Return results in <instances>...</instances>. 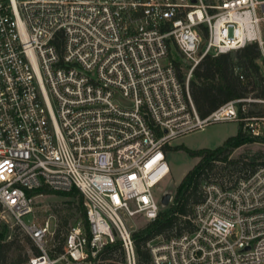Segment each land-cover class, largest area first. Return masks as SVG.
I'll list each match as a JSON object with an SVG mask.
<instances>
[{"label":"built area","instance_id":"1","mask_svg":"<svg viewBox=\"0 0 264 264\" xmlns=\"http://www.w3.org/2000/svg\"><path fill=\"white\" fill-rule=\"evenodd\" d=\"M248 45L264 69V0H0V210L38 250L21 264H103L115 243L139 264L128 221L158 218L166 147L219 123L264 138L256 91L203 119L189 92L204 57ZM39 190L82 197L86 225L59 250L49 220L23 222ZM200 192L188 227L146 244L148 264H264V166L214 162Z\"/></svg>","mask_w":264,"mask_h":264},{"label":"trees","instance_id":"2","mask_svg":"<svg viewBox=\"0 0 264 264\" xmlns=\"http://www.w3.org/2000/svg\"><path fill=\"white\" fill-rule=\"evenodd\" d=\"M231 54L237 55L238 63L232 62ZM170 60L178 73L180 81L184 82L181 73L182 60L174 44L170 46ZM235 69H238L245 75L244 82L239 81L238 74L234 72ZM263 82L264 69L259 62L258 49L256 45H248L243 49L228 54L218 56L208 55L204 57L191 74L189 92L197 115L203 119L226 102L243 97L248 93L256 91V96L264 98ZM256 142L264 144V138H252L243 133L239 127L236 135L228 138L221 146L215 149L199 151L184 150L192 158H196L199 161L185 175L177 187L170 207L165 212H160L155 221L146 223L144 228L132 233L139 264H148L149 262L150 256L146 244L150 240L158 236L167 237L173 229L179 230L188 227L189 223L186 217L190 214L192 206L201 201L200 183L207 172L213 168L214 162H227L229 165L242 163L243 166L255 168L246 162L228 160V156L235 149ZM42 192L48 194L54 193L39 190L31 194L36 195ZM59 194L78 197L81 215L79 220L86 225L85 208L78 191L72 190L69 193ZM27 238L37 255L38 250L28 236ZM1 239H3V236H1ZM1 241L0 264H21L28 260L21 258L19 250L11 252V242L2 243ZM62 241L63 238L60 242V247ZM100 259L103 261V264H125L120 243L108 246L100 254Z\"/></svg>","mask_w":264,"mask_h":264},{"label":"rangeland","instance_id":"3","mask_svg":"<svg viewBox=\"0 0 264 264\" xmlns=\"http://www.w3.org/2000/svg\"><path fill=\"white\" fill-rule=\"evenodd\" d=\"M231 59L233 63H238L239 61L236 54H231ZM181 62V73L183 81H185L188 78L187 72L189 67L188 63L184 60ZM116 103L128 106V103L121 98H116ZM238 128V124L232 122L208 125L203 130L174 140L166 147V159L170 174L160 182L154 192L155 197L159 200L164 194H170L171 200L166 207L161 206V212H165L170 207L177 187L185 175L199 161L196 158H192L184 150L199 151L215 149L221 146L225 140L236 135ZM228 160L246 162L252 167L264 166V144L256 142L235 149L228 156ZM80 217L78 197H69L59 193H43L42 197L36 198L35 212L23 218V222L29 224L34 218L40 223L49 220V228L53 235L48 238V245L50 248L59 250L63 236L75 222L79 221ZM128 226L131 232L134 233L144 228L146 223L139 218H135L128 221ZM1 236H3V239H1ZM0 241L2 243L11 242V252L19 250L23 259L27 260L36 255L26 234L18 228L15 221L8 214H3L1 210Z\"/></svg>","mask_w":264,"mask_h":264},{"label":"water","instance_id":"4","mask_svg":"<svg viewBox=\"0 0 264 264\" xmlns=\"http://www.w3.org/2000/svg\"><path fill=\"white\" fill-rule=\"evenodd\" d=\"M170 199H171V195L170 194L162 195L161 199H160V206L166 207L167 204L169 203Z\"/></svg>","mask_w":264,"mask_h":264}]
</instances>
